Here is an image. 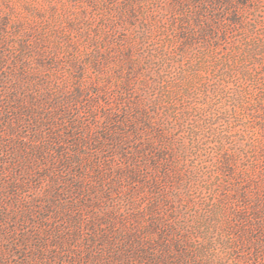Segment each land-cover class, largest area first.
<instances>
[{
    "label": "rangeland",
    "instance_id": "obj_1",
    "mask_svg": "<svg viewBox=\"0 0 264 264\" xmlns=\"http://www.w3.org/2000/svg\"><path fill=\"white\" fill-rule=\"evenodd\" d=\"M0 264H264V0H0Z\"/></svg>",
    "mask_w": 264,
    "mask_h": 264
}]
</instances>
